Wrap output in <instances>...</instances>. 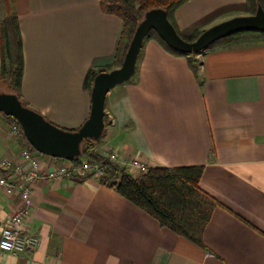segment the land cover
I'll return each mask as SVG.
<instances>
[{
	"label": "crops",
	"instance_id": "0c3cea01",
	"mask_svg": "<svg viewBox=\"0 0 264 264\" xmlns=\"http://www.w3.org/2000/svg\"><path fill=\"white\" fill-rule=\"evenodd\" d=\"M103 0H0L2 28L16 17L24 55L21 95L61 128L89 118L84 88L91 69L112 67L123 21ZM246 0H189L174 12L190 37L237 16ZM191 58L146 38L132 79L107 97L109 123L96 151L149 168L202 166L200 188L219 206L202 248L95 180L34 184L23 229L40 238L33 252L0 251V264H264V38L217 43ZM0 117V162L24 146ZM134 177L142 174L125 167ZM0 219L23 205L2 193Z\"/></svg>",
	"mask_w": 264,
	"mask_h": 264
},
{
	"label": "trees",
	"instance_id": "16d2710c",
	"mask_svg": "<svg viewBox=\"0 0 264 264\" xmlns=\"http://www.w3.org/2000/svg\"><path fill=\"white\" fill-rule=\"evenodd\" d=\"M187 1L189 0H103L101 4L103 12L121 18L124 25L114 65L104 69L89 70L84 82L85 90L91 94L94 79L98 74L111 71L122 65L139 23L150 10H165L168 13L169 21L178 34L187 42L195 41L204 31L196 32L190 37H184L180 34L174 19L175 10ZM246 1L250 15L257 12L259 5L264 9V0ZM148 37L157 39L168 50L181 55L171 49L156 32L152 31ZM263 38L264 34L247 32L234 35L218 43L224 42L229 46L239 41ZM196 55H182L191 58V66L195 71L198 66L194 60ZM23 67L24 55L19 22L16 17H12L5 21L2 28V65L0 73L9 79L14 90L13 93L18 95L22 101ZM24 104L28 106L25 102ZM7 118L14 121L11 117ZM105 121L107 124V115ZM20 143L22 146L36 152L24 134ZM98 143L85 142L82 146L81 158L75 159L74 162L78 163L82 158H85L92 163L101 164L106 172V177L101 181V184L115 189L134 205L155 218L162 227L202 248L205 247L204 232L215 209L219 206V202L199 186L204 167L150 168L147 174L134 177L127 172L126 168L112 163L108 157L98 154L96 151Z\"/></svg>",
	"mask_w": 264,
	"mask_h": 264
},
{
	"label": "water",
	"instance_id": "95a60500",
	"mask_svg": "<svg viewBox=\"0 0 264 264\" xmlns=\"http://www.w3.org/2000/svg\"><path fill=\"white\" fill-rule=\"evenodd\" d=\"M152 31L181 55H199L221 40L237 34H264V9L259 5L254 15L237 16L216 24L193 42H187L178 34L165 10L148 11L136 29L122 65L95 77L90 94V116L78 130H65L54 125L42 114L26 106L15 93L0 92V114L11 117L20 124L26 139L38 153L68 161L80 158L85 142L98 143L103 138L107 125V97L117 86L132 79L144 41Z\"/></svg>",
	"mask_w": 264,
	"mask_h": 264
},
{
	"label": "built area",
	"instance_id": "2783aa9c",
	"mask_svg": "<svg viewBox=\"0 0 264 264\" xmlns=\"http://www.w3.org/2000/svg\"><path fill=\"white\" fill-rule=\"evenodd\" d=\"M10 135L16 141L22 140L23 131L14 120L10 126ZM112 163L121 167L130 166L147 174L150 168L139 160L130 163L121 162L117 152L107 156ZM81 158V157H80ZM106 177L104 167L82 158L80 162L57 159L33 152L22 147L17 159H3L0 162V205L2 193L7 196L19 195L23 205L4 219H0V251L14 255L28 254L40 244V238L23 229L24 219L32 206V193L35 183L41 180L69 178L74 181L95 180L99 183Z\"/></svg>",
	"mask_w": 264,
	"mask_h": 264
},
{
	"label": "rangeland",
	"instance_id": "374dc122",
	"mask_svg": "<svg viewBox=\"0 0 264 264\" xmlns=\"http://www.w3.org/2000/svg\"><path fill=\"white\" fill-rule=\"evenodd\" d=\"M0 92L13 93L14 90L10 85L9 79L0 73ZM2 114H0L1 117ZM107 123H109V118L107 117Z\"/></svg>",
	"mask_w": 264,
	"mask_h": 264
}]
</instances>
